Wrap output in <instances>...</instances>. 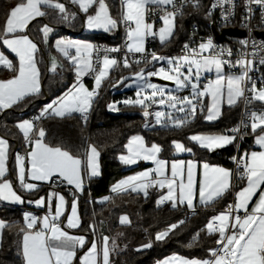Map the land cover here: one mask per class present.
<instances>
[{
	"label": "snow or ice",
	"instance_id": "obj_1",
	"mask_svg": "<svg viewBox=\"0 0 264 264\" xmlns=\"http://www.w3.org/2000/svg\"><path fill=\"white\" fill-rule=\"evenodd\" d=\"M182 0L177 4L176 0H120L118 16L113 17L109 4L106 0H70L72 5L78 6L79 10L86 14V26L88 29H103L111 31L120 24L125 26L126 40L124 47L126 54L122 61L110 57L108 53L119 52L120 48H100L88 42L57 39L56 50L63 55L72 66L76 81L62 96L46 104L39 115L33 120H22L16 124V128L22 133L29 149L25 155L15 154L16 179L20 188L27 192H36L40 183L53 186L66 183L72 186L73 199L70 205V213L66 216V224L62 227L61 217L65 215L67 200L65 196L56 191H49L47 198L40 196L38 199L28 201L37 207H47L48 211L42 217L30 212L23 214V225L6 224L0 220V242L3 239V230L17 227L18 249L22 255L23 264H74L77 253L87 250L79 256V264H112L110 256L118 252L119 246L116 238L102 235L92 239L90 242L84 235H71L65 229H76L81 226V218L78 212L79 198L76 192L84 190V176L89 178L101 175L99 157L100 151L93 144H89L82 155H74L71 151L61 146H52L45 142L46 131L38 127L36 121L43 118H71L79 114L84 123H87L88 113L92 109L95 98L106 80L110 78V70L118 69L121 64L125 68L132 65L127 53L141 54L137 59V65L142 62L145 65L152 62L166 61V67L161 66L156 71H148L140 68L134 75L137 84L136 98H128L123 101H115L108 104L110 111L118 112V104L140 106L142 114L147 120L153 116L155 124L161 127L181 128L189 124L197 113H205L206 121H214L222 114L223 104L229 107L243 101L245 106H255L259 102L260 109L246 112L251 123L242 122L240 126L234 127L229 134H196L188 139L202 149L209 152L233 144L237 138L248 135L247 129L255 137V143L260 151L246 152L239 158L232 157L237 164L238 176L246 185L235 193L234 204H229L223 212L212 216L205 229L209 236H217L216 247L209 250L210 258L184 259L178 256L171 257L162 264H264V76L258 81L249 73L253 71L254 59H247L248 54L241 51L239 57L233 61L231 48L217 46L209 37L205 42L199 43L195 48L188 44L184 45L185 54L177 57H166L158 55L155 51L147 52L146 41L149 37L158 38L161 45L172 41L176 30V18L182 15ZM232 4L233 0H217L212 5L223 7ZM251 5L259 6L261 21L264 22V0H245L248 15L245 20H250L253 14ZM194 7H199V0H195ZM171 7V10H169ZM90 10H92L90 12ZM161 13L159 19L161 26L155 28V20L149 19ZM55 14L61 21L75 19L76 12H71L60 0H19L6 15L5 21L0 26V42L11 53L15 54L18 64H14L3 52H0V66L13 72L8 79H0V111L11 109L25 101L26 98L38 95L41 92L40 76L37 53L40 51L36 42L30 38L29 25L40 17ZM210 14V13H209ZM224 20L234 15L232 11L222 13ZM247 27V24L245 25ZM39 31L42 33L43 42L47 43L53 28L44 24ZM242 47H247L248 40H241ZM252 47L264 52V42L259 45L252 41ZM74 49V54L72 51ZM259 52H253V57ZM94 53H103L96 56ZM259 63L264 65V56ZM239 67V74H226L225 66ZM58 68H63L58 63L57 57H51L50 71L55 73ZM186 70V71H185ZM215 72V79H210L201 87V77L206 72ZM92 75L94 87L89 90L82 78ZM150 77H159L165 81H172L176 91L186 88L191 89V94L186 96L174 95L172 91L166 90L165 86L151 83ZM127 77H121L115 87L123 84ZM128 86V85H126ZM150 90V91H148ZM205 97L209 102L205 103ZM152 105H159L182 113L175 115L173 111L149 112ZM145 124V127H148ZM172 145L177 153L193 151L182 142L173 140ZM127 154L120 155L119 160L125 165L136 164L140 160L151 161L155 168L142 171L136 175L126 177L115 183L110 192L120 195L124 193H142L148 197L149 189H167L157 200V206L171 203L173 209L180 205L195 212L194 200L199 198V204L205 208L214 207L233 187V171L213 166L205 162L201 167L197 162L173 161L170 165L159 158L162 151L161 146L153 143L148 146L140 135L132 136L124 146ZM9 142L0 137V201L23 204L24 198L14 188L13 181L8 178L9 167ZM199 177V178H197ZM258 194V199L252 204L253 197ZM112 196H105L99 202H110ZM55 201L54 211L53 202ZM252 204L251 210L249 205ZM103 223V222H101ZM121 225L130 224L127 215L119 218ZM185 221L181 220L179 225ZM178 224H172L167 229L155 235L156 241H163L169 237ZM89 228L95 234L96 226L90 224ZM121 233H117V237ZM199 233L193 237L195 242ZM192 245L189 244V247ZM151 248L152 241L141 246Z\"/></svg>",
	"mask_w": 264,
	"mask_h": 264
},
{
	"label": "trees",
	"instance_id": "obj_2",
	"mask_svg": "<svg viewBox=\"0 0 264 264\" xmlns=\"http://www.w3.org/2000/svg\"><path fill=\"white\" fill-rule=\"evenodd\" d=\"M19 0H0V26L3 25L6 15L13 5ZM109 4L113 17L118 16L120 0H106ZM66 8L76 12L75 19L61 21L57 15L50 14L34 21L29 27V34L39 45L37 53L38 65L42 75L43 89L33 97L14 106L7 111H0V135L7 139L12 148L24 143L22 133L16 128V124L22 120L31 119L39 115L41 109L51 101L60 97L75 83L76 77L68 61L59 55L54 49V41L61 37H77L92 41L95 46H119L126 40L125 29L121 24L111 31L105 33H87L83 29L85 16L79 10L66 3ZM210 0H199V7L188 6L182 11V15L176 18V30L172 41L166 45L156 42L151 47L158 55L176 56L179 49L187 42L191 28L194 24L200 25L205 32L212 30L215 23L213 15L209 14ZM92 10H90L91 12ZM44 24L53 28L47 43L43 42L42 33L39 31ZM57 57L58 63L63 68L57 72L50 71L51 57ZM131 67L125 68L121 65L112 70L109 80H106L95 98L92 109L89 112L87 123L80 116L73 115L71 118H43L36 121L38 127L46 131L45 142L52 146H61L68 149L74 155H82L89 144H93L100 151L101 176L98 178H87L84 189V197L93 199L110 194L112 200L105 204H97L81 200L80 213L82 218L81 229L87 233L100 237L107 235L116 238L119 250L111 255L112 264H156L172 254H180L188 259H209V250L216 247L217 236H209L205 229L208 220L217 214V211L225 209L231 202L230 194L223 197L214 207L198 209L189 221L179 225L177 229L163 241H156L155 235L167 229L172 224L185 217V209H173L170 204L165 203L157 206L159 194L151 191L148 197L141 194H111L110 187L118 179L136 168L127 170L119 162V155L125 152L128 139L135 134L144 137L147 144L156 143L161 146V156L166 159L178 157L175 154L172 141H180L185 146L191 147L194 157L199 161L223 164L232 167L231 158L236 154V144L223 149L208 152L193 146L188 136L195 133H223L229 131L239 119V105L225 107L219 121L207 123L204 113H197L196 117L186 126L181 128L161 127L155 124L153 116L147 120L142 114L140 106L119 104V111H110L108 104L120 99H135V91L132 89L122 90L115 84L121 77L132 76L140 68L145 71L157 70L158 62L139 65L130 61ZM11 74L0 69V79H6ZM131 78L125 80L129 81ZM89 88L92 89L91 81L87 80ZM207 99L205 97V103ZM158 107L151 106L149 112L157 111ZM148 124V127H145ZM244 136L240 150H248L254 137L251 130ZM29 146L26 144L24 148ZM137 168H140L137 167ZM127 215L130 224L121 225L119 218ZM0 217L7 224L23 225L22 212L18 209L0 207ZM103 222V223H101ZM90 224L96 226L95 234L89 228ZM18 228H5L3 239L0 244V264H23L22 255L18 249ZM117 233H121L117 237ZM199 233L195 242L193 237ZM152 241L151 248H142L143 244ZM189 244L192 246L189 247Z\"/></svg>",
	"mask_w": 264,
	"mask_h": 264
},
{
	"label": "built area",
	"instance_id": "obj_3",
	"mask_svg": "<svg viewBox=\"0 0 264 264\" xmlns=\"http://www.w3.org/2000/svg\"><path fill=\"white\" fill-rule=\"evenodd\" d=\"M177 4H180L182 2V0H176ZM235 7L233 8L232 4H225L223 7H219L217 6L215 9L212 8V5L217 3V0H210V9L209 12L211 15L214 16L215 18V23L212 26H216L217 29L219 31H221L222 29H227V28H236L239 29L240 31H244V36H229L227 35L225 37V40L223 42H219L215 35L213 34L212 30L210 32H205L201 29L200 25L198 24H194L193 27L191 28L190 34H189V38L187 40V42L185 44H188L191 48H195L199 45V43L201 42H205L209 37H211L213 39L214 44H216L217 46H223V47H227V48H231L233 50V56L230 58L233 61H235L241 51L245 52L248 54L247 59H254L255 63H254V68L253 71H251L249 73V75H251L254 79H256L258 81L257 83V87H260L259 84V80L262 76H264V65H261L259 63V59L261 56H264V52H259V49H254L252 47V41H255L257 45H259L261 42H264V39L258 36L259 32H264V22L261 21V13H260V9L259 6L257 5H251V7L253 8V14L251 16L250 20H245V16L248 15L247 9L245 7V0H233ZM195 3V0H189V2L187 3H183V8L182 11L188 7V6H193V4ZM169 10H171V7H169ZM226 11H232L234 12V15L230 16L228 21L224 20V17L222 15V13H225ZM161 13L159 12V10H156V14L155 16L151 17L149 19V22H152V20H155V28H159L161 26V21L159 19ZM247 24V27L245 26ZM122 28L125 29V26L123 24H121ZM241 40H248L249 44L247 47H242L240 44ZM157 42L156 39H153L151 37H149L146 41V50L147 52H152L151 51V47L153 45H155V43ZM125 42L122 45L119 46H105V45H98V47L100 48H107V49H111V48H120L121 51L119 52H111L108 53L110 57H115L118 61H122L125 54H126V48L124 47ZM184 44V45H185ZM184 45L179 49L177 56L183 55L185 54L184 52ZM253 52H259V54L255 57H253L252 53ZM103 56V53H94V61L96 59V56ZM128 59L129 61H136L137 59H141V54H132V53H127ZM122 65V64H121ZM225 70L227 72H230L232 74H239L241 69L239 67H229V66H225ZM87 80L92 81L93 80V76L92 75H88L86 77ZM213 79L212 77H206L204 79H202L200 81L201 87L206 84L208 82V80ZM191 94V89L187 88L185 89L183 92L178 93L179 96L183 97L186 95H190ZM260 104L259 102L255 103V106H245V104L243 103V101L239 102V119L237 121V123L231 127H237L240 126L242 122L250 124L251 121L248 117V115H246V112H250L251 110H259L260 109ZM38 115H34L31 117V119H34L35 117H37ZM250 128L247 129V131H249ZM244 139L243 138H237V140L235 141L236 144V154L235 157L239 158L240 156H242L244 153L248 152V150H240V146L241 143ZM21 155H25V152H21ZM232 162V167L231 170L233 171L234 175H233V180H232V184L233 187L231 189V195H232V200L230 202V204H234L235 202V193L239 190V188L244 185V183L246 181H241L239 179L238 176V170H237V164L236 162L231 158L230 159ZM47 187L58 190V191H65L67 189V184L66 183H62V184H58L57 186H55L53 188L52 185L47 184ZM164 205V204H163ZM162 206V205H160ZM30 210V211H34L36 213H41L43 215H45L46 211L44 209H39L35 206V204H32V207L26 208V210ZM225 210V209H224ZM224 210L220 211L223 212ZM185 217L181 220L187 222L190 220V218L193 216V214L196 212H193V210H189V209H185ZM178 221V225L179 222Z\"/></svg>",
	"mask_w": 264,
	"mask_h": 264
},
{
	"label": "crops",
	"instance_id": "obj_4",
	"mask_svg": "<svg viewBox=\"0 0 264 264\" xmlns=\"http://www.w3.org/2000/svg\"><path fill=\"white\" fill-rule=\"evenodd\" d=\"M60 2L64 3L65 6H66V3H67V2L70 3V0H60ZM70 4H71V3H70ZM15 5H16V4H15ZM15 5H13V7H14ZM71 5H72V4H71ZM73 6H75V7L79 10L78 6H76V5H73ZM79 12H80L82 15L85 16V19H84V27H83V29L85 30V32H87V33H105V32H106V31H104L103 29H88L87 26H86V14L83 13L82 11H80V10H79ZM40 18H42V17H40ZM40 18H37L36 20H38V19H40ZM36 20H34V21H36ZM34 21H33V22H34ZM33 22H32V23H33ZM32 23H31V24H32ZM31 24H30V25H31ZM30 25H29V27H30ZM107 32H108V31H107ZM27 34H29V30H28V33H27ZM29 36H30V34H29ZM30 38L33 39L31 36H30ZM57 39H67V40H74V41H82V42H88V43H91V44L95 45V44H94L92 41H90V40H85V39H81V38H77V37H72V36L61 37V38H57ZM57 39H55V41H56ZM156 40H157V42L160 43V41H159L158 38H156ZM33 41L36 42L35 40H33ZM55 41H54V45H55ZM36 43H37V42H36ZM37 45H38V44H37ZM54 45H53V46H54ZM145 46H146V45H145ZM38 47H39V45H38ZM54 49H55V51H56L59 55H61V56L63 57V55H62L61 53H59V52L56 50L55 46H54ZM71 51H72V54H74V49L71 50ZM0 52H3V53H4V54H5L10 60L13 61L14 64H18V60H17V58L15 57V54H14V53H11L10 50H8L6 47H4L3 44H2V42H0ZM63 58L66 59L65 57H63ZM66 60H67V59H66ZM93 60H94V54H93ZM68 63H69V62H68ZM69 65H70V64H69ZM70 66H71V65H70ZM38 67H39V65H38ZM71 67H72V66H71ZM0 69H2V70H4V71H6V72H8V73L11 74V76L8 77V78H11V77L13 76V72H11V71H9V70L3 68V66H0ZM39 69H40V68H39ZM72 69H73V68H72ZM111 71H112V70H110V73H111ZM224 71H225L226 74H232V73H230V72H227V71L225 70V68H224ZM40 72H41V71H40ZM73 73H74V75H75L74 70H73ZM87 76H88V75H86V76H84V77L82 78V82L84 83V85H85L89 90H91V89L89 88V83L86 81V77H87ZM209 76L212 77L213 79H215V72L213 71V72H206V73H204V74L202 75V77H201V80L204 79V78H206V77H209ZM75 77H76V76H75ZM8 78H6V79H8ZM75 81H76V80H75ZM40 83H41V91H42V89H43L42 75L40 76ZM90 83H91L92 88H93V87H94V79H93ZM62 95H63V94H62ZM62 95H61V96H62ZM206 99H207V102H206V103H208L209 100H208L207 97H206ZM237 105H239V102L237 103ZM237 105H235V106H237ZM225 107H229V106H228L226 103L223 104V106H222V113H223V110H224ZM232 107H234V106H232ZM7 110H9V109H7ZM7 110H3V111H7ZM74 115H78V116H79V114H74ZM88 115H89V113H88ZM204 115H206V112L204 113ZM221 116H222V114H221ZM221 116H220L218 119L214 120V121H206L205 119H204V120H205L207 123H214V122L219 121V119L221 118ZM26 120H33V119H26ZM196 134H229V135H231L232 133H231L230 131H226V132H223V133H203V132H201V133H195V134H191V135H196ZM135 135H140V134H135ZM135 135H132V136H135ZM191 135H189L188 137H190ZM22 136H23V135H22ZM132 136H131V137H132ZM140 136H142V135H140ZM0 137H2V136L0 135ZM131 137H130V138H131ZM142 137H143V136H142ZM130 138H129V139H130ZM143 138H144V137H143ZM23 139H24V138H23ZM129 139H128V140H129ZM144 140H145V139H144ZM188 140H189V139H188ZM8 142H9V141H8ZM127 142H128V141H127ZM189 142H190L193 146H196L197 148H199V149H201V150L208 151V150H206V149H202V148H200L198 145H196L194 142H192V141H190V140H189ZM145 143H146V142H145ZM234 143H235V141H234ZM234 143H233V144H234ZM126 144H127V143H126ZM146 144H147V143H146ZM155 144H156V143H155ZM233 144H230V145H233ZM9 145H10V148H9V160H8V167H9L8 178L11 179V180L13 181V184H14V188H15V190H17L18 194L22 195V197L24 198V201H25V202H24L23 204H19V203H9V202H6V201H0V207H7V208H11V209H18L19 211L22 212V217H23V214H24L25 212H30V213H33L34 215L38 216V217H42L43 214H41V213H36V212H34V211H30V210H28V209L26 210V208L32 207V204H34V203H28V201H30V200L34 201V200L38 199L40 196H44L45 198H47V194H48L49 191H56V192H59V193L63 194V195L65 196L67 202H68V204H67V209H68V210L65 212V215L61 217V220L64 222V223H62L61 226L64 227V225L66 224V216L70 213V205H71V202H72V199H73V195H72V194H73L74 189L72 188V186L67 185V189H66L65 191H58V190H55V189H52V188L47 187V183L34 182V183H40V188H39L38 191H36V192H27V191H24L23 189L20 188L19 182H18V180L16 179L15 154H16L17 152L20 153V154H21V152H25V154H26V152H27L28 150H30V149H29V147H28V148H27V147L24 148V145H26L25 140H24V143H23L21 146H16V147L12 148L10 142H9ZM147 145H148V146H151V144H147ZM157 145H158V144H157ZM230 145H227V146H225V147H223V148H226V147H228V146H230ZM186 147H187V146H186ZM189 148H191V147H189ZM223 148H220V149H223ZM216 150H218V149H216ZM216 150H214V151H216ZM260 150H261L260 147L255 143V137H253V139H252V141H251V143H250V147H249V149H248V153H250L251 151H260ZM208 152H209V151H208ZM211 152H213V151H211ZM122 154H124V155L127 154V150H126V148H125V152L122 153ZM122 154H120V155H122ZM160 154H161V152L159 153V158L162 159V160L167 161L168 164H169V169H168V174H169V175H170V165H171V162H173V161H179V160L189 161V160H192V161H194V162H197L198 165L201 166V167L198 168V171H202V164L205 163V162H207V161H199V160H197V159L194 157V151H192L191 153H189V152H182V153H177V152H175V154L178 155V157H176V158H172V159H166V158H163ZM120 155H119V156H120ZM118 159H119V157H118ZM119 162H120V163L124 166V168L127 169V170H131V169H134V168H136V170H132L131 172L127 173L125 176H123V177H121L120 179H118L115 183H117L118 181H120V180H122V179H124V178H126V177L136 175L137 173H140V172H142V171H145V170H149V169H153V168H155V164H154L153 162H151V161L140 160V161H138L136 164H132V165H125V164H123L120 160H119ZM207 163H209V162H207ZM209 164H210V165H213V166H219V167H223V168H226V169L231 170L230 167L225 166V165H223V164H216V163H209ZM99 165H100V172H101L100 157H99ZM139 166H140V168H137V167H139ZM86 176H87V175H86ZM100 176H101V175H100ZM100 176H97V177H91V179L98 178V177H100ZM87 178H89V177L87 176ZM197 178H199V177H197ZM115 183H113V184L111 185V187H112ZM245 185H246V182H245L244 185H242L241 187H243V186H245ZM85 187H86V179H85V176H84V189H85ZM111 187H110V189H111ZM241 187H240V188H241ZM240 188H239V190H240ZM239 190H238V191H239ZM151 191H154V192L158 193V194H159V197H160V195H161L162 193H165V192L167 191V189H163V190H161V189H158V188H151V189H149V193H150ZM110 193H111V192H110ZM83 194H84V190H83V192H76V196H78V198H79L78 212H79L80 218H81V213H80V202H81V200H87V201H90V202L95 201L97 204H105V203H107V202L100 203L99 201H100L103 197H105V196H110V194H106V195L99 196V197L93 199L92 197L85 198ZM111 194H114V193H111ZM134 194H136V193H134ZM140 194L143 195L142 193H140ZM229 194H230V196H231V200H232L231 190H230L225 196H227V195H229ZM143 196H144V195H143ZM225 196H224V197H225ZM159 197H158V199H159ZM158 199H157V200H158ZM257 199H258V194H257L256 197H253L252 204H254V203L256 202ZM168 204L171 205V203H168ZM194 204H195V211H197L198 209H205V207H203L202 205L199 204L198 193H197V198H196V200H194ZM252 204L249 205V210H251ZM54 205H55V201L53 202V211H54ZM35 206H36V205H35ZM36 207H37V206H36ZM37 208H39V209H44L46 212L48 211V208H47V207H37ZM177 208H181V209H189V208H187L186 205H180V206H178ZM189 210H191V209H189ZM222 210H224V209H221V210L217 211V214H219L220 211H222ZM217 214H216V215H217ZM0 220H3V219L0 217ZM3 221H4V220H3ZM4 222L7 224L6 221H4ZM81 226H82V218H81ZM81 226H80L79 228H76V229H67V228H66L65 230L68 231L71 235H84V236L87 237V239H88L89 242H90L92 239H94V238H98L97 236L91 235V234L87 233L86 231H83V230L81 229ZM4 230H5V229H4ZM4 230H3V234H4ZM0 244H1V242H0ZM89 246H90V244L86 245L84 249H81V250L78 251V253H77V260L74 261V264H79V259H78L79 256L83 255V253L87 250V247H89ZM174 256H178V257H181V258H184V259H188V258H186V257H184V256H182V255H180V254H172V255H170V256H168V257H165L163 260L158 261L156 264H162V262H163L164 260L169 259V258L174 257ZM110 260H111V256H110ZM188 260H192V259H188Z\"/></svg>",
	"mask_w": 264,
	"mask_h": 264
},
{
	"label": "rangeland",
	"instance_id": "obj_5",
	"mask_svg": "<svg viewBox=\"0 0 264 264\" xmlns=\"http://www.w3.org/2000/svg\"><path fill=\"white\" fill-rule=\"evenodd\" d=\"M162 56H166V55H162ZM166 57H172V56H166ZM173 57H176V56H173ZM159 63V67H161V66H167L166 65V61H161V62H158ZM157 70H158V68H157ZM150 71H156V70H150ZM186 71V70H185ZM148 71H145V74L147 73ZM128 78H131V80H129V81H124V83L123 84H119V85H117V86H119V87H121V89L122 90H129V89H132V90H134L135 91V93H136V91H137V84H136V82H134V75H132V76H129ZM152 78H157V79H161V78H159V77H150L149 78V81L151 82V83H155V84H158V85H162V84H159V83H157V82H154V81H152L151 79ZM161 80H163V79H161ZM168 82H172V81H168ZM172 83H174V82H172ZM116 84V83H115ZM126 85H128V86H126ZM162 86H165V88H166V90H170V91H172L173 92V94L174 95H178V93H181V92H183L185 89H183V90H180V91H176V86H175V84L173 85V86H170V85H162ZM187 89V88H186ZM148 91H150V90H148ZM123 100H125V99H120V100H117V101H123ZM113 102H115V101H113ZM112 103V102H111ZM120 104H123V103H120ZM119 105V104H118ZM118 105H117V107H118ZM153 106H155V107H158V109H157V111H164V112H168V111H173L174 112V110H170V109H168L167 107H162V106H159V105H153ZM174 114L175 115H178V116H182L183 114L182 113H175L174 112Z\"/></svg>",
	"mask_w": 264,
	"mask_h": 264
},
{
	"label": "water",
	"instance_id": "obj_6",
	"mask_svg": "<svg viewBox=\"0 0 264 264\" xmlns=\"http://www.w3.org/2000/svg\"><path fill=\"white\" fill-rule=\"evenodd\" d=\"M212 32L219 42H223L227 35L229 36L237 35L241 37L244 36V31H240L239 29H236V28H227V29H222L221 31H219L216 26H212ZM258 36L264 39V32H259ZM151 80L159 84H162V85H170V86L174 85V83L172 82H168V81L157 79V78H152Z\"/></svg>",
	"mask_w": 264,
	"mask_h": 264
}]
</instances>
